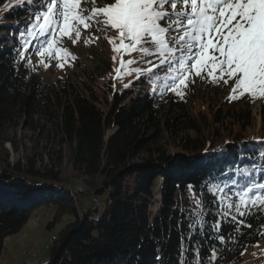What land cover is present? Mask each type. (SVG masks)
Wrapping results in <instances>:
<instances>
[{
	"label": "trees",
	"instance_id": "16d2710c",
	"mask_svg": "<svg viewBox=\"0 0 264 264\" xmlns=\"http://www.w3.org/2000/svg\"><path fill=\"white\" fill-rule=\"evenodd\" d=\"M7 2L0 0V145L9 141L18 152L15 135L4 136L20 126L35 137L33 153L24 161L11 164L8 152H0L5 165L0 171V264L6 236L19 231L42 205L57 206L58 215L67 213L69 219L50 242V259L40 264H196L198 259L209 264L210 246L220 247L212 264L242 263L244 249L263 236L257 233L263 231L264 212L253 210L245 218L251 227L239 233L223 221L222 234L233 233L234 239L220 245L211 226L221 219L224 205L217 206L205 184L239 181L237 170L245 168L264 182V139L241 141L229 134L212 146L187 134L175 151L162 148L159 115L167 96H178L165 87L166 66L158 67V61L152 68L159 80L144 74L136 83L142 87L107 85L102 97L96 96L97 81L51 85L33 62L50 38L39 33L34 20L40 0H19L2 13ZM44 155L48 160L40 168ZM196 212L206 223L192 232Z\"/></svg>",
	"mask_w": 264,
	"mask_h": 264
},
{
	"label": "snow or ice",
	"instance_id": "6c2138e0",
	"mask_svg": "<svg viewBox=\"0 0 264 264\" xmlns=\"http://www.w3.org/2000/svg\"><path fill=\"white\" fill-rule=\"evenodd\" d=\"M26 2L35 4V0ZM84 2L87 0H40L36 6L38 31L50 36L35 53L41 57L42 67H49L47 61L55 59L57 66L63 68L66 62L75 59L61 46L63 37L75 45L82 29L96 24L98 30L102 26L116 33L108 40L113 45L114 63L119 59L118 79L142 73L141 68L130 67L138 60H124L123 56L134 52L142 56L155 54L159 57L158 67L167 69L168 75L163 77L168 81L165 87L178 96L185 94L183 90L194 82L195 76L216 85L232 81L230 99L248 95L252 102L264 100V0H110L100 7L95 6L96 0H91L90 10L82 6ZM28 35L35 39L32 31ZM28 62L31 63L30 57ZM147 71L150 81L161 79L152 76V68ZM173 71L175 75H171ZM261 155L264 157V153ZM252 171L238 169L242 177L239 181L205 184L207 191L216 197L217 206L224 205L221 219L211 226L212 238L220 245L234 239L233 233L222 234L223 221L233 224V232L239 233L241 228L251 227L245 218L264 212V182H258ZM260 179L264 180V176ZM196 203L203 208L200 200ZM192 217L194 223L189 228L198 232L206 223L203 213H193ZM257 234L264 235V231L258 230ZM210 247L214 259L220 247ZM196 254L199 256V249ZM196 264L202 262L198 259Z\"/></svg>",
	"mask_w": 264,
	"mask_h": 264
},
{
	"label": "rangeland",
	"instance_id": "374dc122",
	"mask_svg": "<svg viewBox=\"0 0 264 264\" xmlns=\"http://www.w3.org/2000/svg\"><path fill=\"white\" fill-rule=\"evenodd\" d=\"M19 0H8L3 6L2 13H5ZM110 0H96V7L104 6ZM90 10L93 7L91 0L82 5ZM1 15V14H0ZM35 20V17H34ZM116 33L110 29L93 24L90 29H82L80 40L73 45L68 37H63L62 47L67 48L74 56L61 68L57 66L55 59L48 60L49 67H42L39 63L41 57L36 55L33 62L41 78L51 85L71 79L76 83H96V96L102 97L107 85L122 90L125 85L136 84L141 75L148 74L149 68H154L159 57L155 54L142 56L134 52L131 56H123L124 60L133 58L139 63L131 65V68H141L142 73L124 75L118 79L117 68H120L119 59L114 63L112 57L113 45L109 43L108 37ZM99 39H95V37ZM88 41L85 43V41ZM118 43V41H117ZM194 82H189L184 89L185 100L178 96L166 98L159 119L162 130L159 134L158 144L169 151L178 149L177 145L181 137L191 135V139L198 138L205 141V144L212 143V146L220 145L223 136L232 135L242 140L258 141L264 139V103L259 100L252 102L249 97L242 100L230 101L232 81L228 85L220 82L219 85L209 82L207 78L201 79L193 76ZM136 81V82H135ZM139 82V81H138ZM86 83V84H85ZM152 90V85L148 86ZM141 90V89H140ZM142 91H146L142 89ZM168 121L166 127L163 122ZM15 135V141L19 145V151L13 150V145L5 141L0 145V152L9 154V162L15 164L18 159H26L33 153L32 139L35 134L20 126L14 133L10 130L4 137ZM1 142V140H0ZM45 145L44 141L41 142ZM45 152V151H43ZM0 153V154H1ZM45 154V153H44ZM47 156L44 160L37 162L42 168L47 163ZM5 165L0 163V171ZM57 206L42 205L32 212L22 228L8 236L4 240L1 261L3 264H40L50 259V242L55 233L59 232L68 221L66 213L58 215ZM264 231V226H263ZM243 262L240 264H264V235L256 242L249 244L242 253Z\"/></svg>",
	"mask_w": 264,
	"mask_h": 264
}]
</instances>
